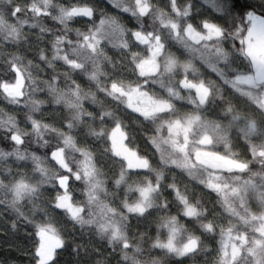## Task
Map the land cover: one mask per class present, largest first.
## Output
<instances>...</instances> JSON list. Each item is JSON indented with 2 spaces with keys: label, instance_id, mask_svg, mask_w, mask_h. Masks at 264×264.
Returning a JSON list of instances; mask_svg holds the SVG:
<instances>
[{
  "label": "trees",
  "instance_id": "1",
  "mask_svg": "<svg viewBox=\"0 0 264 264\" xmlns=\"http://www.w3.org/2000/svg\"><path fill=\"white\" fill-rule=\"evenodd\" d=\"M250 12L264 0H0V264H40V228L63 240L46 264H264Z\"/></svg>",
  "mask_w": 264,
  "mask_h": 264
},
{
  "label": "rangeland",
  "instance_id": "2",
  "mask_svg": "<svg viewBox=\"0 0 264 264\" xmlns=\"http://www.w3.org/2000/svg\"><path fill=\"white\" fill-rule=\"evenodd\" d=\"M249 27L245 30L242 41L245 46L246 52L249 54L254 67V74L243 78V81L247 84H253L257 82H264V17L250 12L248 14ZM148 66V65H147ZM200 92L206 93L205 89H198ZM123 94V93H122ZM129 101L134 102L139 99V96L133 95L128 92ZM160 107V106H159ZM157 107V108H159ZM112 145L114 153L121 159H123L129 168L143 169L146 162L135 150L131 149L126 144V138L121 129L116 128L111 133ZM200 154V160L214 168H227L230 170H242L245 165L243 162L231 159L229 157L220 155L218 153H211L208 150H198ZM58 157H62V154H58ZM147 199V193L143 191L142 200L144 202ZM64 204H69L67 199L64 200ZM193 211L189 210L188 213ZM39 237V248L37 255L39 257L40 264H46L49 262L55 252L63 245V240L60 235L52 228H40L37 232ZM177 242V241H176ZM175 242H170L169 248H174ZM180 253H186L187 250H191L192 245L190 242H185L179 245Z\"/></svg>",
  "mask_w": 264,
  "mask_h": 264
}]
</instances>
